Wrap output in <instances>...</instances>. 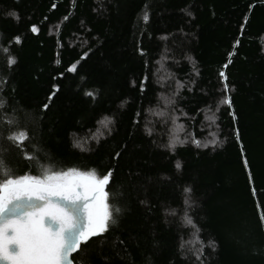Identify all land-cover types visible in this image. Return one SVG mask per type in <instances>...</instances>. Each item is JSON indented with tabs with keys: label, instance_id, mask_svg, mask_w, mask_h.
<instances>
[{
	"label": "trees",
	"instance_id": "trees-1",
	"mask_svg": "<svg viewBox=\"0 0 264 264\" xmlns=\"http://www.w3.org/2000/svg\"><path fill=\"white\" fill-rule=\"evenodd\" d=\"M0 99L14 175L111 172L73 264H264V0H0Z\"/></svg>",
	"mask_w": 264,
	"mask_h": 264
},
{
	"label": "snow or ice",
	"instance_id": "snow-or-ice-1",
	"mask_svg": "<svg viewBox=\"0 0 264 264\" xmlns=\"http://www.w3.org/2000/svg\"><path fill=\"white\" fill-rule=\"evenodd\" d=\"M9 15L16 17L15 12ZM143 19L148 20L146 12ZM31 31L37 32L35 25ZM13 39L16 43L20 42L18 36ZM4 51L7 52V49ZM14 62V58L9 56V65ZM75 67L73 64L67 71L72 72ZM219 75L226 79L224 72ZM223 103L230 105L231 101L225 97ZM4 107L5 101L0 99V109ZM47 107L45 104L44 108ZM2 118L4 123L13 124L6 116ZM100 123L107 127L110 120L105 118ZM27 138L22 129L8 136L18 146ZM193 142L199 146V141ZM74 143L85 150L80 140ZM182 143L184 141L171 137L166 147L173 151L177 144ZM25 158L34 157L25 153ZM180 167L177 162L176 168ZM41 169V175L16 176L0 158V261L3 264H71L69 255L79 250L82 242L86 243L90 237L106 231L109 222L115 223L114 213L121 211L108 203L109 193L105 186L109 183L111 172L99 176L94 169L87 173L75 168L53 171L50 166H41ZM189 191L185 189V192ZM56 197L59 199H54ZM80 213L86 220L83 225L77 220ZM260 219L264 225V215ZM185 222L192 224L187 216ZM196 259H200L199 254H196Z\"/></svg>",
	"mask_w": 264,
	"mask_h": 264
},
{
	"label": "water",
	"instance_id": "water-1",
	"mask_svg": "<svg viewBox=\"0 0 264 264\" xmlns=\"http://www.w3.org/2000/svg\"><path fill=\"white\" fill-rule=\"evenodd\" d=\"M105 187H106V186H105ZM54 199H59V197H56V198H54ZM77 220H78V223L81 224V225H83V224L86 223V220H85V217H84L83 213H80V214L78 215ZM94 237H95V236L90 237L88 241H90V240L93 239ZM88 241H87V242H88ZM82 243H84V242H82ZM82 243H81V244H82ZM80 246H81V245H80ZM79 249H80V248H79ZM78 251H79V250H77V251H75V252H72V253L69 255V260L71 261V264H73V262H72V257H73ZM0 264H3V262L0 261Z\"/></svg>",
	"mask_w": 264,
	"mask_h": 264
},
{
	"label": "rangeland",
	"instance_id": "rangeland-1",
	"mask_svg": "<svg viewBox=\"0 0 264 264\" xmlns=\"http://www.w3.org/2000/svg\"><path fill=\"white\" fill-rule=\"evenodd\" d=\"M214 142H215V137L213 134H211L210 137L206 141H204L200 144H201V146H206V145L208 146V145H212Z\"/></svg>",
	"mask_w": 264,
	"mask_h": 264
}]
</instances>
